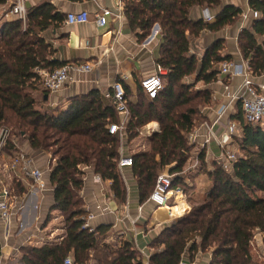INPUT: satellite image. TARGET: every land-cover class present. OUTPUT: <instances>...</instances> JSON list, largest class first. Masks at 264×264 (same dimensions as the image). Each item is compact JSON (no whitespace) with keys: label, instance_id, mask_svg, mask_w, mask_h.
Returning a JSON list of instances; mask_svg holds the SVG:
<instances>
[{"label":"trees","instance_id":"16d2710c","mask_svg":"<svg viewBox=\"0 0 264 264\" xmlns=\"http://www.w3.org/2000/svg\"><path fill=\"white\" fill-rule=\"evenodd\" d=\"M249 4L259 16L241 30L238 42L252 74L259 76L264 74V0H250ZM9 5L10 0H0L5 16ZM216 7L220 12L212 22L192 16L195 8ZM122 14L140 41L150 35L154 25L160 27L156 63L168 70L161 91L152 100L140 87L138 100L132 102V91L123 83L130 114L122 136L109 132V125L121 120L112 88L109 96L98 89L77 95L65 109L45 105L50 92L43 89L38 71L52 72L66 64L52 59L53 49L43 35L66 20L52 4L30 6L25 22L7 18L0 26V130L10 131L0 159L4 156L10 165L20 150L17 140L21 139L33 150L51 156L50 212H60L65 230L52 241L21 246L16 256L19 264H64L71 256L74 264L92 260L96 264H146L133 241L111 248L99 243L107 226L83 227L88 212L80 191L85 168H90L110 181L114 196L126 203L128 188L119 171L121 148L126 138L129 143L140 136V129L151 121H158L161 130L146 138V149L124 152L133 160L130 168L140 203L147 201L164 170L176 175L172 188L184 192L193 189L189 182L193 178L187 181L184 174L194 148L190 135L205 121L202 109L213 98L209 88H197L196 84L217 81V65L230 62L231 57L221 53L223 40L209 46L201 58L191 52V41L204 32L217 33L235 24L243 10L223 5L222 0H122ZM239 107L234 115L240 129L234 136L238 160L227 165L216 161L209 168L205 156L200 157L198 174L210 179L207 194L199 200L190 197L191 209L165 225L153 239L149 264H180L184 259L193 262L199 252L210 254L209 264H264V257L261 259L252 245L258 233L263 235L264 244V125L247 122L241 103ZM4 175L6 183L10 177L14 196L30 193L33 180L21 168L6 169ZM164 208L171 215L169 208ZM183 208H187L184 200L179 201L177 213ZM51 218L48 215L46 224ZM1 247L0 243V252Z\"/></svg>","mask_w":264,"mask_h":264},{"label":"crops","instance_id":"0c3cea01","mask_svg":"<svg viewBox=\"0 0 264 264\" xmlns=\"http://www.w3.org/2000/svg\"><path fill=\"white\" fill-rule=\"evenodd\" d=\"M249 1L222 0L223 5H234L241 8L243 15L235 24L220 32H204L198 38L192 39L191 52L201 58L209 46L217 40H223L221 53L231 57L230 62L245 64L247 60L242 56L238 38L241 30L250 26L253 20V10ZM44 2L52 4L55 7V12L65 17L68 13L80 11H88L90 15L87 22L69 24L65 20L59 26L43 33L53 49L52 59L64 63L79 61L94 64V68L90 72L75 71L72 74V80L67 85L48 95V99L44 102L45 105L65 109L70 105L73 97L89 93L94 89L106 94L117 81L129 87L132 91L130 100L136 102L141 80L156 71V60L159 57L161 44L160 27L158 26L156 30L154 25L150 35L140 41L137 32L130 28L124 16L119 21L108 16L107 23L104 26H99L96 23L97 14H101L104 8L113 12H117L119 7L122 10V0H27L30 6ZM219 12L220 7L195 8L192 11V16L194 18L203 17L205 20L207 16H210L212 22ZM0 16H2L0 19H3L0 22L1 26L5 20L3 7H0ZM221 68L222 63L217 65V69L220 71L217 81L201 87L209 88L213 98L212 102L202 109L205 121L200 123L192 133L194 148L184 171L188 180L193 178L191 180L193 182H189L195 191L193 195L196 200L203 199L210 185L209 182L203 187L200 186V177L203 173L198 174L199 167H196V162H200L202 155L205 156L209 168H213L216 161H224L225 152L235 151L234 136L239 135L240 131V129L238 130L239 125L234 120V115L240 110L241 102L234 99V96L240 90L244 76L222 74ZM252 77L256 83H264V74ZM224 105L226 111L221 118H218V111ZM206 123L212 126L215 136L208 143L206 142L208 135ZM160 130V123L151 121L140 129V133L143 132L148 137ZM18 148L30 155L34 159L35 165L44 172L46 187L41 191H30L23 197L13 195L11 199L12 216L9 220H4L0 216V243L5 252L14 251L12 258L18 255L21 246L52 241L65 232L62 227L52 228V224L54 226L56 220L61 219L62 216L57 210L50 212L53 203V190L48 179L50 157L41 151L33 150L27 141L18 144ZM122 148L126 153L128 150L126 142L125 144L123 142ZM2 161L3 165H6L7 160L4 156ZM85 172L84 186L80 191V196L84 200L88 214H94L90 221L91 228L108 227V230L100 236L99 243L117 248L126 240L133 241L140 254L144 256L146 264L154 252V248L150 245L153 239L165 225L173 222L175 217H180L185 210L182 209L181 215L176 211L179 206V197L182 196L184 199L187 205L186 210L191 209L184 191L183 194L177 196L173 206L166 205L171 215L163 206H156L151 202L140 203L137 183L130 167L124 168L123 172L128 188L126 203L118 201L114 196L110 181L97 182L96 174L90 168H85ZM3 178L5 177L0 171V179ZM49 213L53 220H49L46 224ZM134 220H136L135 223ZM50 234L52 235L50 236ZM252 245L255 251L260 252L262 259L264 244L260 233L256 234ZM6 256L8 255L0 254V264L3 259H7ZM184 261L186 264H209L210 254L199 252L193 262L187 259ZM89 264H96V262L92 260Z\"/></svg>","mask_w":264,"mask_h":264},{"label":"built area","instance_id":"2783aa9c","mask_svg":"<svg viewBox=\"0 0 264 264\" xmlns=\"http://www.w3.org/2000/svg\"><path fill=\"white\" fill-rule=\"evenodd\" d=\"M13 2L7 17L9 19L19 18L24 22L27 18V0H10ZM253 17H258L259 12L256 10L252 11ZM111 16L113 20H121L123 17L121 7L117 12H113L110 9H102L101 14H97L96 23L99 26H104L107 23V17ZM90 19L88 11L80 12H71L67 14L66 22L69 24H78L87 22ZM211 17L207 16L206 21H210ZM94 68V64L91 62H68L62 67L54 70L48 71L46 69H40L38 71L41 78V85L43 89L54 93L62 89L68 82L72 80V74L75 71L78 72H90ZM222 74H233V75H243L244 80L241 85L240 90L235 94L234 99L241 102V109L244 115V118L247 122L254 125H264V83H256L253 79V74L249 61L247 60L245 64H236L234 62H223L221 68ZM168 74V70L161 66H156V71L154 74L149 75L141 80L140 85L147 98L152 100L157 97L159 92L163 87V77ZM113 98L116 103L117 111L120 115V122L111 123L109 125V132L111 134L119 133L121 136L124 133L126 123L130 114L128 107V99L126 97L125 89L120 81L114 83L112 87ZM106 96L110 95V91L105 94ZM226 111V106H222L218 111V118H221L223 113ZM208 130V135L206 137V142H210L215 138L212 131V126L208 123L205 124ZM10 131L7 129L0 130V152L3 145L6 143ZM192 134L190 135V141H192ZM121 158L119 160V171L123 179L126 181L123 172L124 168L130 167L133 164L132 157L124 154L123 148H121ZM224 163H232L237 161L239 158L238 152L227 151L224 153ZM197 165V162L196 164ZM10 171L17 170L21 168V172L26 176L30 177L33 180L31 186V192L37 190H43L46 187V181L44 179V172L35 165L34 159L25 153L23 150H19L16 156L13 158L10 165H5ZM176 175H172L167 171L161 172L156 180L155 188L150 194L146 202H151L156 206H165L168 205L171 199L173 198L176 201L177 196L183 194V189L181 188H172L173 178ZM96 181L101 182L103 179L100 175L96 174ZM13 197V192L10 188L9 183H6L3 179H0V216L4 220H9L12 216L13 207L11 205V199ZM141 211V208H140ZM94 214L89 213L84 217V228H90V221L93 219ZM136 220H134V223ZM261 234V233H260ZM263 237V235L261 234ZM4 247H1L0 254H4ZM8 255L12 253V250H8ZM64 264H74V261L71 257H66ZM149 264V262L147 263ZM180 264H186L185 261H181Z\"/></svg>","mask_w":264,"mask_h":264},{"label":"rangeland","instance_id":"374dc122","mask_svg":"<svg viewBox=\"0 0 264 264\" xmlns=\"http://www.w3.org/2000/svg\"><path fill=\"white\" fill-rule=\"evenodd\" d=\"M0 17H2V16H0ZM5 17V19H7L8 17L7 16H4ZM3 19H0V22L2 21ZM193 80L194 79H188V81H192L193 82ZM165 80H163V82H164ZM196 86H197V88H200V87H202L203 86V84L202 83H197L196 84ZM238 130H239V128H238ZM239 134H240V131H239ZM146 138H147V136H146V134L145 133H140V136H138L137 138H135V139H133L131 142H127V138L124 140V144H125V142L127 143V145H128V150H127V152L129 153V154H132V153H135V152H138V151H140V150H142V149H145L146 147H147V141H146ZM26 141V140H25ZM24 142V140H17V143L20 145V144H22ZM49 157H50V159H51V156L50 155H48ZM3 161H2V158L0 159V165H2L1 167H0V171L2 172V175H4V173H5V171H6V169H8L6 166H5V164L3 165ZM189 163V162H188ZM208 165V164H207ZM196 167H199V168H201V164L200 163H197V166ZM164 171H167V170H164ZM5 176V175H4ZM10 177H7V182L9 183L10 182V180H8ZM200 180H201V182H200V186H204V184H206V183H209L210 182V179H209V177L206 175V174H202L201 175V177H200ZM187 181H189V180H187ZM201 188V187H200ZM186 193V196H187V201H188V204H189V207L191 206V203H192V201H190V197H192L193 199H194V193H195V191L193 190V189H190L188 192H185ZM193 195V196H192ZM196 197V196H195ZM181 199V200H180ZM182 200H184L183 198H182V196H181V198H179V201H182ZM176 202V201H174V199L172 198L171 199V201L169 202V204L167 205L168 207L169 206H173V204ZM189 210V209H188ZM186 212H188L186 209L183 211V213H182V215L183 214H185ZM48 215H50L51 217H52V215H51V213H49ZM181 215V214H180ZM53 218V217H52ZM50 219V221L51 220H53V219ZM176 218H178V216L177 217H175L174 218V220L176 219ZM173 221V220H172ZM56 224H54V226H53V224H52V228H63V224H62V217H61V219L59 218V219H57L56 220V222H55ZM52 234H50V236H51ZM7 253H9V252H7ZM6 252H4V254L5 255H8ZM13 253H14V251L11 253V254H9L8 256H6L7 257V259H3L2 261H1V264H19V263H17V260H16V256L15 257H13L12 258V256H13Z\"/></svg>","mask_w":264,"mask_h":264},{"label":"water","instance_id":"95a60500","mask_svg":"<svg viewBox=\"0 0 264 264\" xmlns=\"http://www.w3.org/2000/svg\"><path fill=\"white\" fill-rule=\"evenodd\" d=\"M10 6H11V7L13 6V2H10ZM29 7H30V4L27 3V8H29ZM157 28H158V25H155V29H156V30H157ZM45 98L48 99V95H46Z\"/></svg>","mask_w":264,"mask_h":264},{"label":"bare ground","instance_id":"6f19581e","mask_svg":"<svg viewBox=\"0 0 264 264\" xmlns=\"http://www.w3.org/2000/svg\"><path fill=\"white\" fill-rule=\"evenodd\" d=\"M180 198V197H179ZM163 207H166V205L165 206H163ZM165 209V208H164Z\"/></svg>","mask_w":264,"mask_h":264}]
</instances>
